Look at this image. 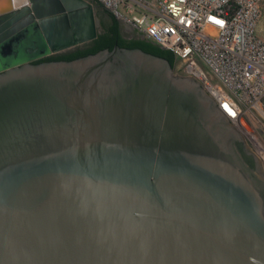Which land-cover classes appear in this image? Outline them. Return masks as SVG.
Listing matches in <instances>:
<instances>
[{
  "label": "water",
  "instance_id": "water-1",
  "mask_svg": "<svg viewBox=\"0 0 264 264\" xmlns=\"http://www.w3.org/2000/svg\"><path fill=\"white\" fill-rule=\"evenodd\" d=\"M97 6L0 0V264H264L260 159L198 80L139 47L34 62Z\"/></svg>",
  "mask_w": 264,
  "mask_h": 264
},
{
  "label": "built area",
  "instance_id": "built-area-1",
  "mask_svg": "<svg viewBox=\"0 0 264 264\" xmlns=\"http://www.w3.org/2000/svg\"><path fill=\"white\" fill-rule=\"evenodd\" d=\"M94 1L170 50L174 69L200 82L264 170V42L255 33L262 0Z\"/></svg>",
  "mask_w": 264,
  "mask_h": 264
},
{
  "label": "trees",
  "instance_id": "trees-1",
  "mask_svg": "<svg viewBox=\"0 0 264 264\" xmlns=\"http://www.w3.org/2000/svg\"><path fill=\"white\" fill-rule=\"evenodd\" d=\"M98 7H100L101 10L97 8L96 12L106 15L107 21L102 23L97 36L93 40L86 42L81 46H76L75 48L63 52L39 58L34 62L38 63L48 60H71L90 53H95L104 48L112 49L114 45H119L121 47L128 48L139 47L144 51L168 59L171 65L173 67L175 66L176 59L170 50L162 49L153 42L147 40L145 37H140L139 35L130 38L124 36L120 29V21L110 11L102 8L101 5L98 4Z\"/></svg>",
  "mask_w": 264,
  "mask_h": 264
},
{
  "label": "flooded vegetation",
  "instance_id": "flooded-vegetation-1",
  "mask_svg": "<svg viewBox=\"0 0 264 264\" xmlns=\"http://www.w3.org/2000/svg\"><path fill=\"white\" fill-rule=\"evenodd\" d=\"M97 8H98L99 10H101L100 7L97 6ZM96 13H97V12H96ZM97 21H98V28L100 29L102 23L107 21V17H106V15H104V14H102V13H97ZM120 29H121L122 34H123L124 36L128 37V38H130V37H134V36H135V37L138 36L136 30L132 29L131 27H129V26L126 25V24H122L121 22H120ZM79 46H81V45H79ZM73 48H75V47H73ZM70 49H72V48H70ZM67 50H69V49H67ZM65 51H66V50H65ZM61 52H63V51H61ZM173 69H174V67H173ZM174 72L177 73V74H179V75L185 76L183 73L178 72V71H176L175 69H174ZM246 142H247V141H246ZM247 144H248V143H247ZM248 146H249V144H248ZM249 148H250V146H249ZM250 149H251V148H250ZM251 150H252V149H251ZM260 163H261V161H260ZM261 169H262V172H264V170H263V166H262V163H261Z\"/></svg>",
  "mask_w": 264,
  "mask_h": 264
},
{
  "label": "rangeland",
  "instance_id": "rangeland-1",
  "mask_svg": "<svg viewBox=\"0 0 264 264\" xmlns=\"http://www.w3.org/2000/svg\"><path fill=\"white\" fill-rule=\"evenodd\" d=\"M261 6H262V9H263V14L261 16V19L258 21L255 33H256V36L261 38L263 40V42H264V0H262ZM200 64L205 70H207V68L205 67L204 64H202V63H200Z\"/></svg>",
  "mask_w": 264,
  "mask_h": 264
}]
</instances>
